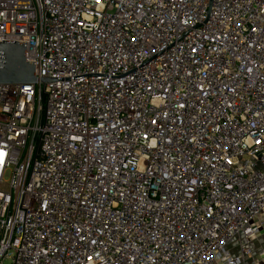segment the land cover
Wrapping results in <instances>:
<instances>
[{"label": "built area", "instance_id": "2783aa9c", "mask_svg": "<svg viewBox=\"0 0 264 264\" xmlns=\"http://www.w3.org/2000/svg\"><path fill=\"white\" fill-rule=\"evenodd\" d=\"M3 41L0 264H264V0H0Z\"/></svg>", "mask_w": 264, "mask_h": 264}, {"label": "water", "instance_id": "95a60500", "mask_svg": "<svg viewBox=\"0 0 264 264\" xmlns=\"http://www.w3.org/2000/svg\"><path fill=\"white\" fill-rule=\"evenodd\" d=\"M51 80L44 79L47 83ZM34 63L26 61V43H0V85L36 84Z\"/></svg>", "mask_w": 264, "mask_h": 264}, {"label": "crops", "instance_id": "0c3cea01", "mask_svg": "<svg viewBox=\"0 0 264 264\" xmlns=\"http://www.w3.org/2000/svg\"><path fill=\"white\" fill-rule=\"evenodd\" d=\"M254 247L256 249H259V248H264V236L259 238L255 243H254Z\"/></svg>", "mask_w": 264, "mask_h": 264}, {"label": "rangeland", "instance_id": "374dc122", "mask_svg": "<svg viewBox=\"0 0 264 264\" xmlns=\"http://www.w3.org/2000/svg\"><path fill=\"white\" fill-rule=\"evenodd\" d=\"M3 264H12V259L8 258V259L4 260Z\"/></svg>", "mask_w": 264, "mask_h": 264}, {"label": "snow or ice", "instance_id": "6c2138e0", "mask_svg": "<svg viewBox=\"0 0 264 264\" xmlns=\"http://www.w3.org/2000/svg\"><path fill=\"white\" fill-rule=\"evenodd\" d=\"M0 155H2V154H0Z\"/></svg>", "mask_w": 264, "mask_h": 264}]
</instances>
